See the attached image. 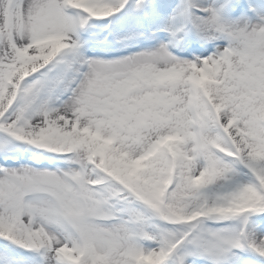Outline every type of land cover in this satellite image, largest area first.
<instances>
[{
  "label": "snow or ice",
  "instance_id": "snow-or-ice-1",
  "mask_svg": "<svg viewBox=\"0 0 264 264\" xmlns=\"http://www.w3.org/2000/svg\"><path fill=\"white\" fill-rule=\"evenodd\" d=\"M0 264H264V0H0Z\"/></svg>",
  "mask_w": 264,
  "mask_h": 264
}]
</instances>
